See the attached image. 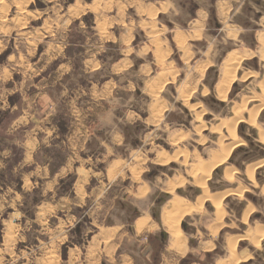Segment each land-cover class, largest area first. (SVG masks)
<instances>
[{"label":"rangeland","instance_id":"rangeland-1","mask_svg":"<svg viewBox=\"0 0 264 264\" xmlns=\"http://www.w3.org/2000/svg\"><path fill=\"white\" fill-rule=\"evenodd\" d=\"M166 1L162 4L155 0H130L126 7L120 0H0V264H88L91 262L89 256L98 253L85 255L83 252L87 251L96 231L109 226L123 227L128 233L119 247L108 248L115 260L100 255L97 264H211L213 259L205 255L200 257L192 248L201 239H213L220 246L211 254L228 258L223 248L227 236H238L239 255L238 249L241 251L249 244L247 239L239 241L246 230L255 224L264 225V139L260 137L261 130L264 131V88L261 84L264 58L257 51L264 45L257 37L264 31V0H239L234 6L227 4V11H224L227 14L222 20L216 12V0H212L214 3L210 0L206 10L208 17L205 19L201 14L197 26L192 22L173 23L177 14L172 13ZM161 4L162 12H159L157 6ZM182 4L191 19L197 17L198 4L194 0H183ZM86 8H91L94 15L84 14ZM141 18H148L149 23L139 24ZM177 33V41H174ZM192 38L201 40L190 45ZM178 41L182 46H177ZM90 51L96 52V59L105 64L97 77L81 69ZM242 52L249 55L244 56ZM124 53L129 60L144 59L153 67V72H141V77L152 78L162 69L158 75L161 84L152 88L156 92L153 99L157 102L153 111L156 120H162L153 128L150 144L174 152L178 146L169 143L168 134L172 129L185 131L177 145L188 150L190 157L186 159L184 154L180 155L163 169L150 159L154 154L142 136L152 129L143 123L124 127L126 143L115 153L126 159L128 166L137 162L139 169L133 171L138 176L136 179H149L152 194L143 206L159 224L167 199L180 195L195 201L201 193L200 187L187 177L182 188L174 194H166L162 191L166 188V179L179 173L187 176V166L189 168L198 159H207L209 152L218 150L226 130L223 128L215 133L214 128L233 119L235 111L243 113L244 120L238 123L237 136L244 141L233 148L224 164L216 166L207 181L209 188L218 194L242 191H239L241 196H226L223 202L221 223L233 219L230 222L235 224L224 227L218 236L210 234L211 229L204 233L207 222L215 221L217 216L215 207L206 202L204 210H195L181 219L180 227L186 237L183 252L171 247L170 234L162 225L146 235L131 232L135 220L143 213L131 202L133 196L125 192L127 185L135 184L132 181L135 178L124 173L117 178L118 184L112 183L113 192L123 190L122 197L115 198L114 203L105 194L102 198L87 195L82 185L75 193V173L61 180L58 187H52L42 173L43 164L38 162L41 158L51 160L53 156L58 165L68 155L59 150L71 123L68 115L70 95L82 94L83 88H89L92 81L101 84L111 79L113 87V79L123 83L136 75V72H123L118 77L113 73L112 77L109 72L112 63L119 61ZM230 57H236L232 65H237V69L223 103L217 88L222 83L221 72L229 67L226 62L232 61H228ZM141 86L137 85L138 91ZM118 95L124 99L130 97L129 85L123 84ZM87 103L91 104V100ZM242 103L247 104L242 107ZM11 104L14 105L11 107ZM202 111L206 114L200 116ZM251 111L258 113L256 124L248 120ZM56 131L59 134L54 137ZM50 139L53 140L49 147L37 148L41 141L47 143ZM224 141L228 143L231 138L224 137ZM87 148L80 156L91 162L88 166L92 174H85L86 178L91 176L88 187H105L112 178L108 179L102 172L115 155L105 156L104 147L93 134ZM134 148L145 155L140 153L130 160V150ZM235 150L238 151L234 153ZM251 164L256 166L252 180L245 170ZM231 165L235 170L233 177L224 179V169ZM81 199H85L83 204L79 203ZM249 204L253 213L249 221L243 223L240 213ZM144 224L142 229L148 227L147 222ZM197 228L200 233H196ZM260 242L259 245L249 244L252 254L245 249L239 255H253L251 261L241 258L233 263L227 259L222 264L264 263V233ZM75 246L81 250L77 255L70 254ZM125 254L135 255L136 260Z\"/></svg>","mask_w":264,"mask_h":264},{"label":"crops","instance_id":"crops-1","mask_svg":"<svg viewBox=\"0 0 264 264\" xmlns=\"http://www.w3.org/2000/svg\"><path fill=\"white\" fill-rule=\"evenodd\" d=\"M93 1H95V0H93ZM129 1L130 0H120V3L122 4V6L125 4L127 7L130 5ZM194 1L198 4V8H197L198 11L196 12L197 17H194L193 19H191L192 17H190V14L185 13L186 11H185V8L183 7V4H182L183 0H168V4L171 6L172 13L177 14L173 20V23L179 24V23H185V22H192L193 25L197 26L198 21H200V16L202 17L201 14L204 15V18L208 17V13L206 11L208 9L207 6L210 5L211 2L214 3V1H212V0H211V2H210V0H194ZM236 1H239V0H216L215 1L216 12H217L219 19L221 18V20H222V19H224L223 16H225L224 15L225 13L221 11L222 10L221 5H223V3H225L224 4L225 7L227 6V4L229 6L230 5L234 6ZM155 2H161L162 4H165L167 1L166 0H163V1L155 0ZM91 4L92 3H88V5H91ZM149 4H154V3H149ZM162 4L160 6H157L159 12H162V10H161ZM218 5H220V7ZM90 11H91V8H86V11L84 12V14L85 13L86 14L91 13V15H94V14H92L94 12H90ZM223 11H226V10H223ZM142 21H145V23H147V22L149 23L148 18H141L138 20V23L141 24ZM202 22H204V21H202ZM145 23H142V24H145ZM170 23H172V21ZM177 37H178V33L176 35H174V37H173L174 41H177L176 40ZM181 39H183V38H181ZM198 40H201V38H192L190 45L196 44L195 42ZM180 41H181V43L185 42L184 40H180ZM187 44H188V42H187ZM177 46L178 47L182 46L181 44H179V41L177 42ZM257 51H258V49H257ZM97 52L100 53V51H97ZM185 52H186V50L183 51V55H185ZM95 55H96V52L90 51V53H88V55H86L87 57L85 58L84 65L82 66L81 69H82L83 73L84 72L89 73V74H92L94 77L95 76L97 77L98 74H100L103 71V69H104L103 67L105 66V64L103 63L102 60L96 59ZM127 56L128 55L126 53H124L122 55L121 59H119V61L112 63V65L109 67V72H111L112 77L114 75H116V76L122 75L123 72L124 73L136 72V75H133L130 78H126L125 81L123 80V83L113 79L115 81V86H113V87L110 86V83H112L111 79H107V80L101 82V84L95 83L94 81H92L91 86L89 88H86V89L83 88L82 94L80 92L78 94L79 96L78 95H74V96L70 95L71 100H68V103L71 106L68 107V115L71 118V120H70L71 123H69L67 126L68 131L65 134L66 139L63 140L64 144L61 145V150H59L60 152H66V155L67 154L68 155L65 157V159L61 160V162L58 165L55 164L56 163L55 159H57V158H54L53 156H50L51 160H45L44 161V159L42 160V158H41L40 159L41 161H38V162H41L43 164L42 173H43L44 177L48 178L47 182L50 185H52V187L53 186L58 187L61 180H64L67 176H70V174L75 173V175H77V177L73 183V189H74L75 193L79 192V189L81 190L80 185H82L83 190L86 191L87 195L91 196V195L95 194V195H97L96 197L102 198L101 195L105 194L107 198H110L109 200H112V202H114L115 198H117L118 196H121V192L123 190L120 191V193L113 192L112 191V183L114 182V183L118 184L117 178L119 176L121 178L122 174H124V173L127 174L129 178H131V177H133L135 179L138 178V176H136L135 173L133 174L134 170L139 169V167H137V162L134 163L135 164L134 166H128L126 159L121 158L119 156H116V154H115V153L119 152L118 149H120L126 143L125 134H124L125 133L124 127H126V126L132 127V126L138 125L140 123L145 124L147 128H148V126H150V128L152 130L146 132L144 134V136H142V137H144L143 141H145V143L150 145L151 151L154 154L153 157H151V158L148 157V158H150L152 160V162H154V163L156 162L159 165V167H161L162 169L164 167H166V165H168L170 162H175V160H174V158H171L172 160H170L167 164L161 165L160 162L158 161V155H157L158 151L165 150L169 155H173L177 152L176 150H178L179 148L183 149V147L177 145V144L181 143V140L178 141L179 140L178 139L177 140L178 142L177 141L172 142V140H174V138H180L181 136H183L185 134V131H180L177 129H174V130L172 129L170 134H168L169 143H174L176 146H178L174 149V152L176 151L175 153L170 152L167 149H160L158 147L156 148L155 146H152V144H150V143H152L151 140L153 139V136H152L153 132H154L153 128L156 127L157 125H160L161 120H162V118H160V120H156L155 112L153 111V107H154L155 103H157V102H155L153 99L155 97L154 94L156 92H154V90L152 89V88L157 87V86L159 87V84H161V81L158 80V79H160V76H158V75L162 72V69L159 72H156V75H154V77H152V78L141 77L140 76L141 72L150 74L151 72H153V67L151 65L147 64V62L144 59H141L138 62H135V61L129 60L127 58ZM66 65H68V67H69V63ZM105 70H107V68H105ZM113 73H114V75H113ZM222 73H223V71L221 72V75H222ZM221 78H222V76H221ZM123 84H128L129 88H130V92H131V96L126 98V99H124L122 96L118 95L119 89L122 87ZM138 84L142 85L141 86L142 89L139 91L137 89ZM84 95L88 99H86L84 97ZM90 100H91V104L87 103V102H90ZM222 102L224 103V101H222ZM36 104H38V101H36ZM169 104H170V102H169ZM13 105L14 104H11V107ZM58 134H59V131L58 132L56 131V134L54 137H57ZM92 134L99 138L101 145L104 147L105 156L115 155V157H112L109 159L108 164L106 166V171L104 173L102 172V175L107 176L108 179L112 178V181L109 180L110 183H106L105 187H104V185H99L98 187H93L90 189L88 186L90 184L91 176L89 178L85 177L86 173L92 174V171H91L92 168L90 166H88L90 160L83 158L80 155L82 152L88 150L87 143L90 140ZM247 139H249V138H247ZM52 140L53 139L48 140L47 143L44 141H41L40 146H38L37 148L40 149L42 147H44V148L49 147L52 143ZM240 149H243V148H240ZM237 151L238 150H235L234 153H236ZM33 152H34V150L30 151V153H33ZM60 152H58V153H60ZM140 153H142L143 156L145 155V153L139 149H135V148L131 149L130 150V158H131L130 160H133ZM25 158H28V157L26 156ZM35 158H36V160H39L36 156H35ZM22 160H23V158H22ZM106 161H107V159H106ZM173 165L175 166L177 164L174 163ZM34 171L37 172L38 168L35 167ZM94 172H96V171H94ZM98 173H100V172H98ZM181 175H183V174L179 173L177 175H173V176L168 177L166 180H170L174 177H180ZM183 176H185V175H183ZM185 177L187 179L188 176H185ZM147 180H149V179H143L142 178L141 180L140 179L132 180L133 183L135 182V184H132V185L130 184V185L126 186L127 190L125 192H129L133 196L131 202L134 203L135 205H137L139 210L143 212L140 214V216L135 220L134 224L132 225L131 232L134 235H143V234L146 235V234L154 231V229L156 227H158L159 225L163 226L162 217L160 216L162 222L159 224L158 221H156L151 216V214L148 212V210H146L143 206V205H145V202L147 200H149L150 195L152 194V186L150 185L149 182H147ZM168 182L166 184L167 188H165V189L162 188V191H164L166 194H171L173 192H168ZM182 186L183 185L179 186V188H177V189L182 188ZM49 190L52 191L51 188ZM112 195H113V197H112ZM229 196H239V195L233 194V195H229ZM168 200L169 199H167V201ZM84 202H85V199H81L79 201V203H81V204H83ZM193 202H195V201H193ZM251 204H249V206L247 205V207L244 210H246L248 207H250ZM253 205L255 206V204H253ZM112 206L113 205H111L110 208H112ZM244 210H243V212H244ZM243 212L240 213V219L242 220L243 223H246L242 219ZM252 213H253V211L251 212L250 215H252ZM190 214H186V215H190ZM142 221H144L145 223L147 222L148 227L146 226L142 229L143 226L141 227V224H140ZM226 221H234V220L228 219ZM220 224H221V220H218L217 217H216L215 221L214 220L211 222L208 221L207 224L205 225L206 231H204V233L207 234L208 230L211 229L210 234L218 236L221 233L222 229L224 227H227V226H224V227H222L220 232L215 233L214 229ZM255 226H256V224H255ZM195 231H196V233H200L198 228ZM127 233H128V230L123 228V227L109 226V227H101L100 230H97L96 234H94V236L92 237L93 239L90 241V244L87 246V251L83 252L85 255H87V254L88 255L89 254L94 255V254L98 253L97 256H89L91 262H89L88 264H97L98 263L97 260L100 258V255L109 256L108 258L111 261H113L112 259L115 260V257H113V252H111V249L108 250V248H115L116 249V247H119L123 243L124 236L127 235ZM234 236H236V235L233 234V235L227 236L225 239L226 241L223 245V248L225 249V251L228 255V258H226V257L217 258L214 255H212V254H214V253H212V251L216 250L217 246H220V244L216 243L213 239H201L199 241L198 245H196L195 247H192V248L194 251H196L197 255H199L200 257L205 255V256L213 259V262L211 264H222L227 259H230V261L232 262L227 245L229 242L228 239L231 237H234ZM242 237L243 238H240L239 241L247 239L245 241H249L248 242L249 244L252 243L250 238H245L244 235ZM170 240H171V235H170L169 241ZM94 241H96V243H94ZM126 241H127V239H126ZM170 243H171V241H170ZM237 243H239V242L237 241ZM249 244H247L248 246L246 245V246L242 247L243 249L241 251L238 249V251L243 254L244 250L248 249L249 252L252 254V251L249 248ZM238 246H239V244H238ZM80 250H81L80 247L75 246L74 248H71V251L69 253L71 254V252H72L73 255L74 254L77 255L79 253L78 251H80ZM240 253H239V255H240ZM76 255L74 257H76ZM210 255H212V256H210ZM124 256L136 260L135 255L125 254ZM245 256H248L249 259H250V257L251 258L254 257L253 255L252 256L245 255ZM241 257H243V256H241ZM241 257H239V258L241 259ZM248 258H246V259H248ZM246 259H241V260L245 261ZM251 260L252 259H250L249 261H251ZM137 263H138V261H137ZM231 264H233V263H231ZM259 264H264V263L262 262Z\"/></svg>","mask_w":264,"mask_h":264},{"label":"bare ground","instance_id":"bare-ground-1","mask_svg":"<svg viewBox=\"0 0 264 264\" xmlns=\"http://www.w3.org/2000/svg\"><path fill=\"white\" fill-rule=\"evenodd\" d=\"M224 4L225 3H223V5H221V9L226 10L227 8L225 9ZM218 6L220 7V5H218ZM222 12H224V11H222ZM225 13L227 14V12H225ZM199 36H200V34H199ZM257 37H258V40L260 41V43L263 44L264 43V31L259 33V35ZM258 52H260V54L262 55V58H264V45L258 49ZM242 53H243L242 55H244V56L249 55V53H244V52H242ZM235 58L236 57H230L228 59V61L230 59L232 61L230 60L231 61L230 63L226 62V65L228 64L229 67H224L223 73L221 75L222 76V83L219 85L217 92H218V95L222 101L227 100L230 85L234 81L237 65L233 66L232 64H234L236 62ZM249 76H247V77H249ZM246 79L247 78H245L244 80H246ZM261 84H263L262 87L264 88V80H263V83H261ZM182 93H184V92H182ZM263 94H264V92H263ZM246 104L247 103H245V104L242 103L241 106L245 107ZM239 108L241 109V107L238 106V109ZM198 114H200V113H198ZM205 114L206 113L204 111H202L200 116L205 115ZM242 114L243 113L240 114V110L237 112L235 111L233 119L229 120L228 122L224 121L214 128L215 130L213 132H215V133L221 131L223 128H225V130H226V135H224L222 137L220 136L221 137L220 148L218 150L209 152V157L207 159H202L201 156H199L197 154L199 156V158H201V159H198V161L193 163V165L190 166L189 168L187 166V170H186L187 176L189 178H191V180H193L195 185H197L201 189V193L197 196L195 202L190 201L189 199H187L183 196L175 195L171 199H169L167 201V203L162 207L161 217L163 220V227L165 230H167L170 233V235H171V240H170L171 241V247L173 249H175L176 251L183 252L185 249V245H186V243H185L186 237H185V234L183 233V231L180 227L181 219L184 215L190 214L191 212H193L195 210H204L205 209V203L209 202V203H211L210 205H213L215 207V209H216L215 214L217 215L216 217L218 218V220H220L221 216H223L222 214L224 211V207H223L224 206V203H223L224 198L226 196L233 195V194L239 195V196L241 195L240 192H242V191H240V190H239L240 192L235 190V191H229V192L226 191L227 193H221V194L215 193L209 188L207 181H208V179H210V177L212 175V171L215 169V167L224 164L226 162V160L229 158L230 153L233 150V148H236L238 145H240L243 142V139H240L237 136L238 123L242 122L244 120V117ZM257 114H258L257 112L251 111L250 115H248V116H250V117H248V120L254 124L257 121L256 120ZM250 122H249V124H251ZM262 130H261V133H260V131H259V133H260V137L262 139H264V131H262ZM224 137H230L231 141H229L228 143H225ZM178 139L179 138H175V140H172V142L177 141ZM180 149L181 148H179V150ZM176 151H178V150H176ZM183 154L185 156L184 158H186V159L188 157H190L188 150L178 151L173 155H169L165 150H161V151L157 152L158 161L160 162L161 165L167 164L170 160H172L171 158H178L180 155H183ZM262 162H264V161L262 160ZM255 164H259V163H255ZM255 167L256 166H254V164H251V165H248L247 168L245 169L247 176L251 180L255 178V174H254L255 173ZM233 168H234V166L231 165V166L224 169V172H223L224 179H229V178L233 177V172L235 171ZM168 181H169L168 182V192H174L177 188H179V186L185 184L186 177L181 175L180 177H174ZM263 191H264V187H263ZM251 210L253 211L252 206L248 207L246 209V212H244L242 214V219L244 222H247V220L250 219V216H251L250 214L252 212ZM202 213H204V211ZM144 223H145L144 221H142L140 223L141 227H142V225L143 226L145 225ZM234 224L235 223L230 222V221H224L223 223H221L220 225H218L214 229L215 233L220 232V230L224 226H229V225L234 226ZM263 233H264V225H256L253 228L249 227L248 230L246 231L244 237L250 238L254 244L259 245L260 241H261V237L263 236ZM228 251H229L230 258L233 261V263L236 262L238 259H240L239 255L237 254V236H234L229 240ZM241 258L246 259V258H248V256H243Z\"/></svg>","mask_w":264,"mask_h":264},{"label":"trees","instance_id":"trees-1","mask_svg":"<svg viewBox=\"0 0 264 264\" xmlns=\"http://www.w3.org/2000/svg\"><path fill=\"white\" fill-rule=\"evenodd\" d=\"M212 15L214 16V10H212Z\"/></svg>","mask_w":264,"mask_h":264}]
</instances>
